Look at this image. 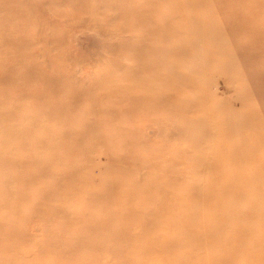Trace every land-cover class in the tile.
<instances>
[{"label": "rangeland", "instance_id": "374dc122", "mask_svg": "<svg viewBox=\"0 0 264 264\" xmlns=\"http://www.w3.org/2000/svg\"><path fill=\"white\" fill-rule=\"evenodd\" d=\"M156 1L160 4L152 11V3ZM261 1L264 0H179L176 6L174 0H0V138L3 131L16 129L22 123L28 124L26 116L37 118L39 123H46L42 119L51 104L50 109L55 107L60 110V106L67 111L64 114L58 113L61 118L48 119L45 124L47 133L39 127L40 130L32 133L33 139L25 136L19 143L13 136L4 145L7 152L17 151L22 157H31L33 151L45 150V146L31 145L34 139H39L40 143L46 141L52 146V153L45 155V161H36L31 172H28L26 166L30 163H14L12 157L7 159L0 155V203L7 197L15 196L27 201L21 200L18 203L16 211L19 216L16 217V223L12 222L16 232L3 242L13 252L18 249L21 253L24 252V255L14 256V260L43 264L52 255L54 243H49L47 239H51L50 234L57 230L54 229L56 224L50 223L52 225L47 231L48 224L43 217L33 214L26 218L36 202L41 204L38 208L45 211L48 208H43L47 207L43 201L48 200L50 206L58 207L75 194L80 196L76 201H70L68 212L75 217H85L83 223H76L62 230V238L67 237L66 241L76 243V229L78 234H82L81 227L91 222L94 215L111 213L118 202H109L108 210L104 212V209L99 210L92 200L101 193L109 194L112 188V195L116 188H129V181H134L136 186H139L140 178L143 183L150 178V167L158 169L161 173L168 171L167 175H161V178L168 177V189L178 186L180 180L182 184L188 181L190 184L201 185V180L204 182L208 179L211 175L210 169L207 172V169L201 168L197 171L196 168L187 167L184 156L186 154L187 159L206 156L203 152L216 146L215 137L205 140L202 145L199 144L203 147L201 151L194 150V136L189 132L181 133L175 111L172 112L166 107L159 109V104L164 106V100L163 96L155 91L161 88L162 84L165 85V82L159 81L158 75L170 79V76L176 74H190L195 67L202 64L203 71L199 77L205 80L202 83L203 89H206V97L203 93L201 115L193 117L194 121H201L199 124L205 125L200 119L211 107L215 108V112L218 110L216 118H223L225 110L231 109L236 117H246L252 123L245 134L246 137L251 139L257 137L258 131H264V63L260 65L263 57L258 54L259 39L250 38L243 27L238 25L240 20L247 21L245 18L250 19L252 23L257 21L251 17L252 13L263 17L264 6ZM201 6L204 7L203 10ZM150 8L153 20L161 25V29H156L158 32H151L154 28L149 21L142 22L137 18V13ZM178 10L181 12L180 16ZM227 37L230 38L231 44ZM228 45L232 47V65L236 64L235 69L225 63ZM148 46L151 50H148ZM207 49L214 59L208 60ZM16 53L19 55L16 56ZM159 65L162 69L160 73H156ZM210 65L215 68L212 70ZM219 65H224V70ZM247 69L254 71L251 79H245L244 83L237 80L236 74L244 71L247 73ZM50 76H54L56 80L48 79ZM53 82L55 83L52 84ZM167 86L166 89L175 87ZM173 89L180 95L186 93L181 87ZM174 91L168 90L167 94L172 93L176 102L180 100V95ZM58 93L62 96L56 95ZM151 93L153 95L150 96ZM186 94L191 96L189 92ZM141 95L143 100L140 101ZM55 99H59L61 104H55ZM176 105L179 106L177 102ZM85 110L92 113L91 122L86 118L88 114H83ZM255 111L263 118L257 116ZM80 117L86 121H78ZM59 121L60 126L56 124ZM69 125H72V130L75 131L84 128L91 131L93 128L92 139L72 134L71 129L65 130ZM213 126L214 124L209 125V133H212ZM82 139L88 143L77 145L76 141ZM231 140L237 141L235 134L231 135ZM263 153L264 146H261L248 155L254 164L243 169L245 174L248 172L250 175L255 168L258 173L264 172V168H258V155ZM220 164L216 165V169L221 174L233 170L228 167L230 164ZM82 171L86 172L85 178L79 176ZM26 173L30 177L24 176ZM31 177L37 185L28 187ZM77 179H87L81 180L86 185H77ZM6 180L14 182L7 187ZM256 185L264 186V177L260 182L255 180L252 186ZM45 189H51L55 193L54 201L48 199ZM234 189L238 191L241 188L230 184V191ZM251 191L249 185L246 192ZM64 194L68 199L62 198ZM227 194L231 196L230 193ZM168 197L174 198L173 195ZM116 198L121 199L120 193ZM146 202L144 207L137 205L139 211H146L155 206L158 194H149ZM248 205L252 207V201L246 198L244 203L237 205L236 210ZM175 206L174 200L166 205L170 208ZM200 206V203L189 201L183 209L181 207V212L192 209L185 214L186 216L190 213L188 220L192 222L198 217L192 211L198 210ZM2 208L9 210L3 204ZM3 210L1 214H5L2 213ZM168 210L169 208H166V211ZM229 210L231 211V208ZM135 214H138V221H143L140 212ZM8 215L12 218L13 214L8 212ZM20 217L24 219L20 221ZM217 218L216 225L221 227L224 220H220L219 215ZM249 218L253 229L257 224L256 215L252 213ZM119 220L121 218L116 219L115 223H119ZM5 225V220L0 217V232L4 231ZM225 225V229L224 224L222 226L223 232L231 228L229 223ZM258 228V231L264 230L263 220L258 223ZM132 229L123 236L122 242L115 240L109 244L113 251H121L122 254L119 252L115 255L113 251H108L110 256L106 258L102 250H107L108 244L100 240L88 244H72L70 253L68 249V252L62 255L54 253V256L65 262L75 263L76 260H84L72 253L74 249H79L75 253L87 252L83 257H88L90 264H113V259L117 264H124L126 260L127 264L148 261L149 259L139 261V257H136L141 250L138 240L147 235L138 233L139 229ZM113 230L114 225L105 234L92 237L107 238L112 235ZM166 231L164 227H157V230L148 234L160 235ZM261 233L264 235V232ZM189 237L191 236L188 232L179 231L172 237L176 238L177 243L165 246L163 251L170 254L185 253L190 258V252L187 251ZM62 238L58 232L52 241ZM94 243L97 246L92 248ZM203 248L192 253L190 261L178 258L161 264H264V258L237 262L230 259H204L207 263H201L200 258L195 256L207 253ZM41 249H46V252L42 254L44 250ZM99 253L102 255L99 256ZM57 260L55 259L56 262ZM14 263L16 262H5Z\"/></svg>", "mask_w": 264, "mask_h": 264}, {"label": "bare ground", "instance_id": "6f19581e", "mask_svg": "<svg viewBox=\"0 0 264 264\" xmlns=\"http://www.w3.org/2000/svg\"><path fill=\"white\" fill-rule=\"evenodd\" d=\"M168 1H172V0H168ZM174 1H176V6H177V2H179V0H174ZM261 3L264 6V1H261ZM159 4L160 3L157 1L153 2L151 7L152 11L157 9ZM250 6L254 7L252 5ZM151 8L150 10H145L142 12L140 11V13H137V18L142 22L149 21L151 23L150 25H152V28H154L151 32H158V30L156 29L158 27L159 29H161V25L153 20ZM201 8L203 10L204 7L201 6ZM178 12L180 16L181 12L179 10ZM257 14L252 13L251 15V17L257 19V21H254L252 23L250 19L245 18L247 21L240 20L238 25L240 26V28L243 27V30L248 33L250 38L256 37L259 39L258 45H260V47L258 50V54H262L263 58L260 62V65H262L264 63V13L262 18L260 17L261 15H257ZM241 17L244 18L243 16ZM98 18H100L99 15ZM203 38L206 37L203 36ZM227 38L231 44L230 38L229 37ZM147 48L148 50H151L150 46H148ZM231 50L232 47L228 45L226 51V53L228 54L226 55L225 63L228 64L229 67H231L234 61L233 58L234 56L232 55ZM206 54L208 60L214 59V56L212 57V53L209 51V49H207ZM15 55L18 56L19 54L16 53ZM212 65L214 66V64ZM219 67L222 70H224L225 66L219 65ZM233 67L235 69L236 64ZM214 68L212 67V70ZM161 69L162 66L159 65L155 70L156 73L157 72L160 73ZM201 71H203V67L202 64L201 65L199 64V67H195L193 71L190 72V74L181 73L179 76H177L176 74L170 76V79L165 78V76L158 75L157 79L159 81L163 80L165 82V85L162 84V87L157 89L155 92L160 93V96H163V100H164V106L163 104H159L156 102V104H159V109L163 110L164 107H166L167 109L170 108V111L172 112L175 111L177 115L176 121L178 122V126H181V133L183 134V132H189V134L191 133L192 136H194L193 148L195 151H201L203 147H201L200 145H202V143L205 140L215 137L214 145L216 146H213V148L211 149L205 150V152L202 151L206 156H203L202 158L199 159L198 157L195 158L191 157L187 159L188 156H186V154L184 156V163L188 164L187 167L196 168L197 171L200 170L201 168L207 169V172L210 169L211 175L208 176V179L205 180L204 182L203 180L200 181L203 187L200 184L198 185V184L187 183L188 181L182 184L180 180L178 186L168 189L170 187L168 177L161 178V175L162 174L167 175L168 171L161 173V171H159L158 169L150 167L151 170L150 178L147 179L144 183L140 178L139 186H136L134 181L133 182L129 181L130 184L129 188L123 190L116 188L114 190L113 195H112L113 188L111 192L107 195L104 194L102 195V193L100 195L92 194V195H98L96 198L92 200L93 204L98 206L99 210L104 209V212L108 210L107 207L109 205V202L110 204L112 200L118 202L117 204L114 205L115 210L111 211V213L107 215L103 213H99L100 216L94 215V217H92L93 220L91 222L81 227V229H83V231L81 230L82 234H78L76 229L74 233L75 235L74 238L78 240V242L76 243H70L66 241L67 237L62 238V230L64 228H70L71 225H75L76 223L77 224L83 223V219L85 217H75L70 215L68 212L70 201L71 200L76 201L77 199H79L80 196L75 194L73 198L70 197L71 199L65 201L63 204L59 205L58 207L50 206L48 204V200L43 201L44 203L47 204V207H43V208L44 209L48 208L45 211L39 209L38 206L41 204H38L36 202L33 205L31 211H29V215L26 218H29L33 214H37L40 217H43L45 219L46 224H48V226L46 227L47 231L52 225L50 223L56 224L55 228L54 226L53 228L57 229L55 233L50 234L51 239H47L49 243L52 242L54 243V247L51 250L52 253L51 257L49 256V259L45 260L43 264H90L91 261L87 259L88 257H83V255L86 254L87 252L84 254L75 253L76 251H79V249H74L72 253L76 256H80L84 258V260H76L75 263H73V261L72 263H68L65 262L64 260H60V257L54 256V253L56 255H62L68 249L70 253L71 247L73 246L72 244H88L92 242H98L100 240L108 244L107 250H102L103 254L107 258V256H110L108 251H113L112 247L109 244H111V242L115 240L122 242L124 238L123 236L127 234L128 231L131 230L132 228H133L132 230L139 229V232L138 231L137 232L142 235H147L145 236V238L141 237L140 240L137 239L139 241L138 244L141 249L139 251V255H137L138 253H136L137 255L136 257H139L137 259H139V261L149 259L148 261H140V264H161L167 260L175 261L178 258L190 261L192 260V256H191L192 253L196 252L197 250L203 247L205 252L207 250V253H204L205 255L199 254L201 256L199 255L195 256V258H200L201 263H207L205 262L204 259H211L212 261L216 259H223V260L230 259V260H234V262H237L240 260L264 258V235L263 233H261L264 232V230L258 231L259 229L258 223L261 220L264 221V202H263L264 186H260V185L252 186L255 180L260 182V180L263 179L264 172L258 173L256 170L257 168H255L254 172H250V175H248V172L247 174H245L246 172L243 171V169H245L246 166H249L250 164H254L251 163V159L248 157V155L257 151V149L260 148L261 146H264V131L261 132L258 131L257 137L255 136L252 137L251 139L246 137L245 134L248 131V129L251 128L252 123L246 117L243 118L236 117L235 113L232 114L231 109L225 110V116H223V118H216L215 115L216 112H218V110H216L215 112V108L211 107V109L206 110L205 114L203 115V118L200 119L205 122V125L199 124V122L201 121L199 122L194 121L193 117L195 118L201 115V110H200V106L202 104L201 98H202V94L203 93L205 94L206 92V89H203L204 85L202 83V81L205 80L199 77L201 75ZM253 72L254 71H249L248 69H247V73L246 71L242 73L239 72L236 74V79L239 81L241 80L244 83L245 79H251ZM48 79L56 80L54 76L53 77L50 76V78ZM54 83L55 82H53L52 84ZM138 85L142 86V84L141 85L138 84ZM167 85L168 86L172 85L175 87H170L169 89H166L165 87ZM180 87L183 89L184 92L186 93L189 92L191 96H189L186 93L184 95L182 94L180 95L179 92L177 93L176 91H174L175 89H173ZM118 90L121 89L118 88ZM168 90L174 91L176 94L180 95L179 98L180 100H176L177 104L179 105L178 107L176 105V102L174 101L175 100L174 95L172 93L167 94ZM56 95L62 96L60 95V93ZM149 95L151 96L153 95V93ZM141 100H143L142 95L140 101ZM53 101L56 102L55 104L58 103L61 104V101H59V99H55ZM51 106L52 104L47 107V109L45 110L44 118L42 119V121H46V123L44 122L39 123L37 118L35 119L32 116L29 117L26 116L28 124L22 123L21 125L16 127V129H10V130L5 129L6 131H3L1 133V138H0V155L5 156L7 159L12 157L11 160L14 161V163L21 161H23L25 164L30 163L29 165L26 164L29 170L28 172H31V169L34 168L36 161H45L46 160L45 155L50 152L52 153L53 150L52 146H50L46 141L42 143H40L39 139H34L31 141V145H34V147H37L38 144V146L42 145L43 147L45 146L47 148V149L45 148L44 151H33L31 157H24V156L22 157L18 155V153H16L17 151L7 152L4 148V145H6L8 139H10V137L13 136H15L17 142L19 143L21 139H23L22 137L26 136L31 138V136H33L32 133L35 130L39 129V127L42 128V130L43 129L45 130L44 133H47L48 129L45 126V124L48 123L47 122L48 119L52 117L61 118L62 116H59L58 113L62 112L64 114V112H67L64 111L65 109H63L60 106L58 107L60 110L55 109V107H52V109H50ZM207 107H209V105ZM84 113L86 114V116L88 114V117L86 118L89 122H91L92 113L89 110H85L83 114ZM256 114L258 116L259 112H256ZM259 116L262 117L261 115ZM64 118L67 119V117ZM78 121L83 123L84 121H86V119L83 120L82 117H80ZM60 123L61 121H59V123L56 124L60 126ZM193 124L196 125L193 126ZM213 124H214L213 131L212 133H209L208 127L209 125H213ZM64 129L67 131H71L72 125H69ZM71 132L72 134L80 135V137L85 136L89 140H91L93 136L92 134L93 128L91 131H88V128H84L80 131L72 130ZM232 134L236 135L237 141L231 140ZM25 139L28 140L27 138ZM31 139H33V137ZM86 143H88L87 140H83V139L76 141L77 145H85ZM27 145H30V143H27ZM258 160L260 161L258 168H264V153L263 155L262 154L258 155ZM222 162H224V164H230L228 167H232L233 170L231 171L227 170L226 174L225 173L221 174L219 170L216 169V165L219 166L218 164ZM193 163H198V164L196 165ZM74 167L75 164L72 165V168ZM59 170L60 169H58V171ZM78 173L79 172H77V174ZM24 176L30 177L29 175L27 176V173ZM79 176L85 178L86 172L82 171V175ZM81 180L87 181V179H77L76 184L85 186L86 183L84 181L82 182ZM34 181L35 180H32L31 177V180L28 181L27 186L29 187V185L31 186L37 185L36 182ZM12 182H14V180ZM12 182L6 180L5 185L8 187V185H10ZM76 184L74 185V187L77 186ZM230 184L232 186L240 187L243 190V194L241 189H239L238 191H236L235 189L233 191H230ZM249 185L251 186L252 191L248 193L246 191L249 189ZM46 192L48 195V199L54 201L56 197L55 193L52 192L51 189L46 190ZM119 193L121 199L116 198V196L119 195ZM152 193L158 194V202L156 203V205L146 211L145 210L139 211L137 205L138 207L141 206L144 207L145 204L147 203L146 199L149 198V194ZM227 193H230L231 196H228ZM168 195H173L174 198H169ZM62 198L68 199L66 194L62 195ZM246 198H249L252 201V207L248 205V206H244L241 210H236L237 205L239 203H244ZM21 200H22L21 198L17 199L16 196L9 198L7 197L3 203H0V212L3 210L2 204L4 205V207L9 209L8 211L3 210L2 213L5 214L0 213V217H2L6 223L4 231L0 232V264H5L6 261H13L22 264H30L28 261L14 260V256H18L19 254L24 255V252L21 253L19 249L16 251L17 253L13 252L11 248L3 244V242L6 241L7 237L9 236L12 237V235L16 232L15 224L12 222L15 221L16 223V217L19 216V214L16 211V207ZM172 200H174L176 206L173 208L166 207V205L170 203ZM189 201H193L201 204L198 210L192 211L193 214H196L198 216L192 222H189L188 220V215L190 213L185 216V214L187 212H190L192 209L181 212V207L183 209V207L187 205ZM237 201L240 202L238 203ZM21 202H27V201L23 199ZM166 208H169V210L166 211ZM229 208H231V211L229 210ZM8 212H12L14 216L12 215V218H10ZM136 212L141 213V218L143 219V221H138V219L136 218L138 214H135ZM217 213H219L218 214L219 219L224 220L223 222L224 229L226 228L225 223H229L231 228H227L223 232L222 231L223 224H221V227L216 225V222L218 221ZM252 213L256 215L255 220L257 222L256 226H254L253 229L250 226L251 218L253 216L249 218L252 215ZM118 218H121V220H119V223H115L116 219ZM22 219L24 218L22 217L19 218L20 221H22ZM188 223L190 224L187 225ZM112 225H114L115 230L112 231V235L110 237L100 238V239H94L92 237V235L100 236L105 234ZM157 227L158 229L164 227L165 231L167 229L169 230L163 232L164 234L161 233L160 235L159 233L148 234L150 231L157 230ZM179 231L182 233L188 232V235L191 236L187 239V245H189L187 251L190 252V258H188L185 255V253L170 254L163 251L165 246H170L177 243L176 238H172V237L175 236V234H177ZM58 232L61 234L62 239H60L59 241H52V239L55 236L57 237ZM3 234L4 236H2ZM77 235L80 238H78ZM68 245L70 246L67 247ZM96 246L97 244L95 243L92 244V248H95ZM41 250H44L42 254L46 252V249H41ZM155 250H157L158 253ZM113 252L115 253V255H118L119 252L121 254L123 253L121 251L119 252L113 251ZM98 255L101 256L102 254L99 253ZM55 259H58L57 262L55 261ZM96 263L98 262L96 261ZM117 263L118 262H114L113 259V264H117ZM124 264H127V260L125 261Z\"/></svg>", "mask_w": 264, "mask_h": 264}]
</instances>
